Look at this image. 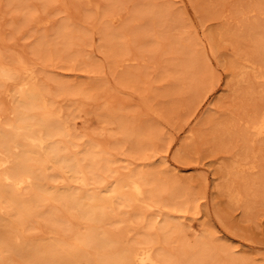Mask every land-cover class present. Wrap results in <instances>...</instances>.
I'll list each match as a JSON object with an SVG mask.
<instances>
[{"label": "snow or ice", "instance_id": "1", "mask_svg": "<svg viewBox=\"0 0 264 264\" xmlns=\"http://www.w3.org/2000/svg\"><path fill=\"white\" fill-rule=\"evenodd\" d=\"M30 7L35 9V16L46 20L45 31L33 33L32 28H28L15 36L6 33L5 46L0 54L4 61L0 64V175L4 190H11L14 185L17 193L35 191L55 199L61 190L50 189L47 184L76 185L66 189L64 200L59 202L70 204L73 211L76 210L75 205L84 200L93 206L111 204L115 208L119 205L121 209L128 210L127 213L121 211L119 215L125 221L132 220L134 227L143 234L141 239L147 242L146 246L140 245L144 255L129 251L126 254L129 258L121 261H85L76 250L67 259L50 264H181L160 248L158 241L159 234L167 239L170 234L185 230V226L177 218L168 217H157V220L163 219L164 224L154 223L133 211V205L141 203L143 198L136 169L139 168L142 175L147 168L153 176L163 177L165 186L173 191L192 194L196 191V183L203 182L206 176H211V172L205 174L203 167L190 166L199 165L206 157L222 151L223 142L215 134H206L213 131L210 125L200 131L189 125L177 135L175 131L170 132L166 124L153 121L150 134L144 136L143 127H138L133 117L122 116L119 129H110L108 120L112 104L109 98L76 87L74 81L84 79V76H74V73L102 74L105 91L110 90L113 97L125 95L120 91L124 86L122 82L117 81L116 87H113L107 79L113 60H124L125 57L118 56L114 51L101 19L102 11L123 5L42 0ZM151 7L159 9L158 14L162 18L178 19L185 25L192 62L202 74L200 99L211 103L214 109L218 103L233 96L245 78L237 74L235 57L230 63L217 52L218 44L227 43L223 36L225 29L206 23V12L220 5L201 4L196 0L191 3L189 0H169ZM235 7L247 9L245 19L248 28L253 33L258 32L261 48L264 49V0ZM20 41H24L23 48L18 46ZM100 69H103L102 73L98 72ZM120 71V68L116 69L113 79ZM53 82L57 85L55 89L49 87ZM64 95L82 98L87 103L80 104L79 111L72 110L65 117L62 111H57L60 107L57 101ZM98 121H103V126ZM37 128L40 129L38 135ZM236 131L239 134L240 129ZM257 131L262 141L259 157L264 168V114L260 116ZM130 139L133 141L131 145L128 143ZM122 143L123 147L120 146ZM118 157L124 159L117 163ZM222 160V157L213 159L211 164L219 165L223 170ZM133 161L149 163L134 164ZM119 164H124L126 177L121 176ZM12 169L16 173H24L27 180H14ZM233 171L229 170V175ZM217 182H221L219 176ZM190 198L199 200L198 196ZM231 199L239 211L236 214L217 211L215 217L209 214L202 218L200 228L196 230V248L212 253L213 259L209 264H264V234L260 237L258 249L248 247L257 243L246 226L250 209L244 207V199L239 193L234 192ZM106 210V207L103 210L89 208L87 222L115 224L103 214L97 216V212ZM9 216L19 221L25 231L28 230L24 215L14 216L9 210ZM173 219L176 221L174 228L167 223ZM53 226H57L55 222ZM116 227L122 228L124 224H116ZM128 234L133 235L131 231ZM100 240L110 243L107 233ZM14 244L15 247L5 241L0 264H19L12 257L22 252L26 242L17 235Z\"/></svg>", "mask_w": 264, "mask_h": 264}, {"label": "rangeland", "instance_id": "2", "mask_svg": "<svg viewBox=\"0 0 264 264\" xmlns=\"http://www.w3.org/2000/svg\"><path fill=\"white\" fill-rule=\"evenodd\" d=\"M86 1L76 0L77 3L84 5ZM90 1L91 4L124 6L109 8L106 11L108 12L107 14L105 11H102L101 17L102 15L105 17L111 14L119 15L117 26L108 30V33L111 34L109 37L112 38L111 32L125 37H122L123 39H114L110 44L114 43L115 47L113 49L118 56L124 55L125 58L130 57L133 63L113 60L112 68L107 73V79L112 82L113 87H116L117 81L123 83L122 90L120 88V91L125 93L123 96L117 95L113 97L110 90L105 91V84L102 82L104 81V76L102 74L74 73V76H84V79L74 81L76 87L88 89L87 91L91 94L107 96L112 104L109 115H114L113 113L116 111L115 114L117 115L121 114L123 117H133L137 120V125L146 123L151 126L153 121H158L166 124L169 131H175L177 135H180L183 129L189 125H192V128L197 131L210 125L213 131L206 134L208 136L215 134L223 142V150L213 153L211 157H206V160L201 161L199 165L192 164L190 166L192 168L203 167L205 174L211 172V176L205 177L208 181L203 180V182L196 183L195 193L182 192L185 195L186 208H196L201 212L197 216L198 218L193 217V215L190 216V214H188V218L196 219L193 222L198 226L197 229H199L202 218L207 217L209 214L213 217H215L217 211L223 214H236L239 209L228 199L227 191L228 189L238 190L244 199V207L251 208L247 215L246 226L257 241L253 245H248V247L258 249L260 237L264 234V168L261 166V158L256 162L257 168L253 174L244 173V175H235L232 173L229 175L227 171L229 172L232 162L242 154L245 148L250 147L249 149L252 148L261 153L262 141L258 140L254 145H251L252 137L247 133V125L253 120L252 118H256L257 114L264 112V86L261 84V80L255 79V75L250 70H247L243 74L245 79L241 82V86L237 92L233 96L226 98L223 103H218L213 109L211 103H206L200 99L199 81L202 79V74L194 67L193 62L192 64L188 63V60L192 59V53L186 38V29L183 22L178 19L167 18H151L147 21V19L140 15L150 3L162 5L168 3L169 0H107V3L106 0ZM41 2L42 0H20L17 4L19 7L15 8L10 4V0H0V38L2 39H0V54L3 53L5 46L4 36L6 33L15 36L21 34L23 31H27L28 28H32L33 33L45 31L44 25L46 24V20L35 16V9L30 7ZM56 2L63 3L64 0H56ZM191 2L192 0H189V3ZM196 2L207 5H220L219 8L210 9L206 12V23L217 24L225 29L223 36L227 43L218 44L217 47V52L221 54L222 58L229 59L231 63V58L235 57L236 65L244 63L243 61L258 66L264 65V49L261 48L259 34L258 32L253 33L247 28L248 22L245 19L247 9L235 7L237 5L246 6L258 3L259 0H196ZM8 5H12L13 7L8 8ZM20 8L21 10H19ZM133 19L134 21H132ZM144 32H147L151 36V39L155 41L151 43L152 46L141 40ZM117 40L122 45H120L121 43L118 45L119 42ZM121 40L124 41L122 42ZM23 45L24 41H20L18 46L23 48ZM123 45H125L124 48H122ZM153 46L154 49H157H155L156 51L152 49ZM183 59L184 63L182 64ZM256 59L258 60L256 61ZM180 64L184 67H181L182 65L180 66ZM117 68H120L121 71L116 79H113ZM98 72L102 73L103 69L98 70ZM237 74L239 75L238 69ZM60 75L67 74L61 73ZM69 99L78 108L80 104L87 103L84 99H78L75 96ZM216 99H220L219 95H217ZM61 101H63L61 105L66 104L65 100L62 99ZM212 103H216V101ZM147 108H150L151 112L147 113ZM241 122H243L242 129ZM108 127L111 129L110 126ZM238 129H240L239 134L236 131ZM189 130L191 131L192 129ZM132 142L130 140L131 144ZM221 157L224 164L223 170L220 169L219 165L211 164V160H219ZM206 161L207 167H205ZM142 162L145 164L149 163V161H139V163ZM133 163L137 164L138 161H133ZM213 168H215V171H213ZM143 172H150V170L145 168ZM218 176L221 180L220 183L217 182ZM245 176L249 177H247L248 181ZM157 178L160 180L159 183L164 184L163 177ZM252 180L253 182H251ZM256 180L257 182L255 183ZM193 196H198L199 200L190 198Z\"/></svg>", "mask_w": 264, "mask_h": 264}, {"label": "bare ground", "instance_id": "3", "mask_svg": "<svg viewBox=\"0 0 264 264\" xmlns=\"http://www.w3.org/2000/svg\"><path fill=\"white\" fill-rule=\"evenodd\" d=\"M18 2H20V0H10V4H12L15 8L19 7L17 5ZM89 3H91V1L87 0L85 2V5H87ZM106 3H107V0H106ZM151 6H155V4L150 3L147 6V8H145L144 11L141 12L140 15H142L143 18L147 19V21L150 20L151 18L162 19V17L158 14L159 9L153 8ZM19 10H21V8ZM108 10H109V8H108ZM107 13L108 12H106V14ZM118 17H119L118 14H113V15L111 14L108 16L106 15V17L102 15L101 19L104 22V25H105L104 27H105L106 31H108L109 28H114L115 26H117V24L119 23ZM153 20H155V19H153ZM132 21H134V19ZM132 21H130V22H132ZM144 21H146V20H144ZM44 22H45V20H44ZM159 23H161V22H159ZM148 24H149V22H148ZM247 28H248V26H247ZM116 31H118V30H116ZM111 33H112V38L109 37L110 42H113L112 40H114V39H123L125 37V36L123 37L120 34H115V33L113 34V32H111ZM110 35L111 34H109V36ZM250 36H251V34H250ZM141 40H144L146 42V44H148V45L153 43V41H154L151 39V36H149L147 32L146 33L144 32V35H142ZM117 42H119L118 45L121 43L118 40H117ZM125 43H126V41H125ZM174 43H176V42H174ZM111 45H113L112 47H115L114 43ZM120 45H122V43ZM0 46H1V44H0ZM124 46L125 45H123L122 48H124ZM151 46H152V44H151ZM154 46L152 47V49H154ZM183 47L185 48V46H183ZM141 50H142V48H141ZM122 51H124V50H122ZM153 51H152V53H153ZM156 54H158V53H156ZM187 54H188V52H187ZM153 55H154V53H153ZM191 58H192V56H191ZM261 58H263V57H261ZM149 59H150V57H149ZM176 59H177V57H176ZM257 60L258 59H256V61ZM121 61L122 62H132V59H130V57H128V58H125L124 60H121ZM182 61H183L182 62V64H183L184 59ZM243 62L244 63H238L236 65V69H238L239 75L243 76V74L246 73L247 70H250L252 72V74L255 75L254 76L255 79L261 80V84L264 86V65L258 66V65H254L252 63H248L247 61H243ZM3 63H4V61H3L2 55H0V64H3ZM171 63H173V62H171ZM179 63H181V62H179ZM188 63L192 64V59H189ZM182 64H180V66ZM126 65H124V66H126ZM145 66H146V64H145ZM181 67H184V66L182 65ZM187 70H189V69H187ZM183 71H184V68H183ZM168 74H170V73L168 72ZM168 76H170V75H168ZM161 83H162V81H161ZM256 84H257V82H256ZM50 85L51 86L53 85L52 89H55L57 87L56 83H54V82L49 84V87L51 88ZM77 88H78V86H77ZM259 89H261V88H259ZM121 90H122V88H121ZM165 93H167V91H165ZM73 97H74L73 95H64L57 101V104L60 106V107H58L57 111L58 112L62 111L63 115L65 117H68L72 110H76V111L80 110L78 107H75L73 105L72 101L69 99V98H73ZM62 99L66 101L65 105H61V102H63V101H61ZM206 107H208V106H206ZM118 110H119V108H118ZM115 112L113 113L114 115H110V119L108 120V126H110L111 129L115 128L116 130H118L119 125H120V119L122 116H121V114L120 115L115 114ZM146 112L147 113L151 112V109L147 108ZM261 114H264V112L257 114L255 116L256 118H252L253 120L247 125V133L249 135H251L250 137H252L251 142H250L251 145H254L256 141L260 140L259 133H258L257 129H258L259 124H260ZM93 120H95L94 116H93ZM136 122H137V120H136ZM97 123L102 126V124L104 122L98 121ZM137 126L143 127V135L144 136H148L150 134L149 132H151V126H149L148 124L145 123L143 125H137ZM39 131H40V129L37 128L36 129L37 135L39 134ZM45 134L47 135L46 130H45ZM120 139H122V138H120ZM130 140L128 141L129 144H131ZM136 141L139 142V137L136 138ZM64 144L66 146L67 141H65ZM120 146L123 147L124 144L122 143ZM249 148H245L243 150L242 154H240L238 156V158L237 159L235 158L236 160H234L232 162L229 170H234L232 172L233 174H235V175H244V173L253 174L254 170H256V168H257L256 162L260 158L259 157L260 153H259V151H255L252 148L251 149H249ZM232 152H234V151H232ZM122 159H124V158L118 157L117 163H119V161ZM137 164H139V161ZM119 167H120L121 176L126 177L127 172L125 171L124 164H119ZM12 171H13V179L14 180H18V179H24L25 181L27 180V176L24 173H16L15 169H12ZM227 173H229V172L227 171ZM135 175L137 177H139V183H140V187L142 189L143 198H142L141 203L133 205V211L135 213H139L141 216L149 219L151 222H154V223L164 224L165 221L163 219L157 220V217H162V218L168 217V218H177L185 226V230L177 231L175 234H170L167 237V239H165L163 234H159V241H158L159 247L162 248L170 257L180 261L181 264H209L210 260L213 258L212 253L206 252L204 250H199L196 248L195 236H196V230H197L198 226L196 224H194V222H193L196 219L194 220V218H188V216H189L188 214H190V216L193 215V217L198 218L197 216H199L201 212L198 211V209H196V208H186L185 195H183L182 192L178 193V192L173 191L171 188L165 186V184H163V183H162L163 185L161 183H159L160 180L156 176H153L151 171L150 172H143V174L141 175V170L139 168H137ZM245 175H247V174H245ZM245 177L247 180L248 176H245ZM204 180L208 181V179H204ZM251 182H253V180ZM256 182H257V180L255 181V183ZM252 184H254V183H252ZM47 187L50 189L51 188H59L61 190V194L58 195L55 199H53L50 197H45L43 195V193H39V192H35V191H33L31 193H27V192L17 193L14 185H13L11 190L5 191L4 190V181L2 179V175H0V256H3L4 243L6 240L9 243H11L13 245V247H15L14 240H15V237L17 235H20L21 238L26 242L22 252L18 255H13V257H12L13 259L19 261V264H30V262H32V264H50V262H52V261H60V260L67 259L69 257V255L75 253L76 250H79L80 258L84 259L85 261H87L89 259H91V260L106 259V260H112V261H121L123 259L129 258L126 255L129 251L138 252L140 255H144V249L142 247H140V245L146 246L147 242L141 239V236L143 235L142 232H140L136 227H134L132 220L125 221L123 219V217H121L119 215V213L121 211H124L125 213H127V211H128L127 209H121L119 207V205H117L115 208H113V206L111 204H107L106 206H104V205L93 206V205H90L87 202V200H84L82 203L75 205L76 210L73 211L72 206L70 204L61 203L59 201L64 200L63 193L66 189L75 188V187H77L76 185H66V184L55 185V184L49 183V184H47ZM125 187H128V185L125 184ZM249 191H252V190H249ZM234 192L239 193L238 190H233V189H228V191H227L228 199L232 203H233V201L231 199V196ZM239 194L241 195V193H239ZM250 194H252V193L250 192ZM129 195H135V194L129 193ZM251 200H253V199H251ZM145 205H148V206L145 207ZM93 207L100 208L102 210L105 209V207H106L107 210L97 212V216L99 217L100 215L103 214L106 216L107 220H112V221H115L116 223L115 224H109L106 222L104 225H98V224H93V223L87 222V219H86L87 210L89 208H93ZM247 209H251V208H247ZM9 210H11V212L14 214V216H20V215L25 216V220H26L27 224L29 225L27 231L24 230L23 226L21 225V223L19 221L14 219L12 216H9ZM37 213H41V214H37ZM189 220H191V221H189ZM53 222H55V224L57 226L54 227ZM120 223H123L124 227H122V228L116 227V224H120ZM167 223L174 228L176 221H175V219H173V220L167 221ZM101 228L103 229V231H100ZM129 231H131L133 233V235L130 236L128 234ZM104 233H107V239L110 243L101 242L100 238L104 235ZM153 258L155 259L156 256L153 255Z\"/></svg>", "mask_w": 264, "mask_h": 264}]
</instances>
